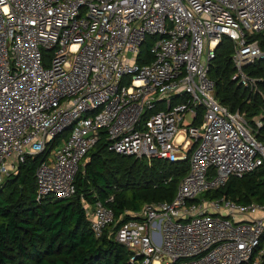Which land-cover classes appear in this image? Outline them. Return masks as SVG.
<instances>
[{
  "label": "built area",
  "instance_id": "2783aa9c",
  "mask_svg": "<svg viewBox=\"0 0 264 264\" xmlns=\"http://www.w3.org/2000/svg\"><path fill=\"white\" fill-rule=\"evenodd\" d=\"M263 30L264 0H0V188L45 154L36 200L74 196L106 131L119 154L189 162L173 199L126 212L115 239L131 264H264V203L206 196L264 166V113L231 110L209 75L227 36L232 80L261 94L246 68ZM107 202L82 198L97 237L118 222Z\"/></svg>",
  "mask_w": 264,
  "mask_h": 264
},
{
  "label": "trees",
  "instance_id": "16d2710c",
  "mask_svg": "<svg viewBox=\"0 0 264 264\" xmlns=\"http://www.w3.org/2000/svg\"><path fill=\"white\" fill-rule=\"evenodd\" d=\"M248 39L257 40L264 49V30ZM152 40L148 38L142 45L140 63L151 62ZM234 49L235 42L224 36L209 75L220 102L233 111L245 112L253 122L264 113V60L246 68L252 76L263 78L259 82L262 93L250 94L232 80ZM256 136L264 141V125ZM44 156L27 157L18 173L0 188V264H131L130 251L115 239L116 230L131 218L126 212L138 211L145 203L173 199L180 179L189 170L188 161L153 159L150 164L146 159L112 151L106 131H102L76 175V194L70 198L49 196L38 202L35 173ZM221 195L240 203H264V166L241 178L230 177L224 187L206 196ZM111 196L113 201L107 202ZM82 198L107 202L115 211L117 224L97 237Z\"/></svg>",
  "mask_w": 264,
  "mask_h": 264
}]
</instances>
